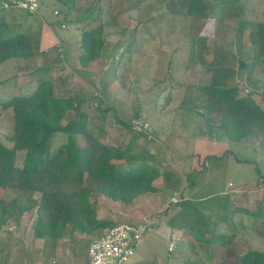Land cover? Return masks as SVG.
Wrapping results in <instances>:
<instances>
[{
    "label": "rangeland",
    "instance_id": "374dc122",
    "mask_svg": "<svg viewBox=\"0 0 264 264\" xmlns=\"http://www.w3.org/2000/svg\"><path fill=\"white\" fill-rule=\"evenodd\" d=\"M41 6L36 15L9 10L0 11V18L21 22L32 33L37 32L41 17L47 15L55 21V30L63 38V45H53L57 48L56 57L61 60L59 67L55 65L59 68L53 77L56 87L66 86L86 98L85 109L94 121L97 137L116 148L132 142L133 152H144L154 158L150 164L174 173L181 180L178 186L174 178L169 187L160 192H147L130 204L111 200L103 194L94 198L98 218L154 222L127 264H148L153 258L158 264H167V254L172 262L190 259L200 264H222L232 260L225 255L227 246L195 241L179 228L172 231L169 221L172 217H177L173 219L175 222L181 220L180 207L175 204L184 198L193 200L191 205L204 212L215 211L220 216L218 219H226L225 215L231 211L223 202L229 199L227 196L234 194L237 204L249 208L260 198L264 199V138L248 136L239 142L218 138L217 124L221 117L217 108L190 106L206 102L198 86L211 82L212 70L228 68L231 70L228 73L234 76L238 58L250 59L255 55L250 30L256 22L264 21V0L218 3L213 12L219 21L217 24L212 16H190L188 0H74L73 10L57 7L55 0H45ZM90 13L92 16L85 23H77L79 17ZM160 14L163 15L159 17ZM152 17L156 19L145 23ZM141 21L144 24H139ZM100 24L104 41L102 54L86 63L82 59L85 51L80 47L83 32ZM133 38V48L124 53ZM35 60L39 65L43 62L41 55ZM208 64L213 69H208ZM17 65L16 61L0 65V100H8L11 93L30 94L37 87L25 79L27 72L21 73ZM254 75L264 78V64L256 67ZM244 78L239 76L236 80L239 95L251 92L264 110L262 93L248 87ZM92 96L102 97L115 111H94L97 103L96 99L91 101ZM114 112L123 120L148 123V132L134 137V133L116 120ZM73 116L69 110L64 122ZM12 131V109H4L0 103V137L6 144L10 145L7 137ZM65 141L66 134H55L52 151ZM78 141L81 146L89 144L83 135H78ZM120 163L123 160L117 157L111 159L113 165ZM163 180L160 177L154 184L163 186ZM20 194L0 187V198L10 200ZM35 195L39 197V193ZM234 218L239 231L237 237L241 239L236 252L242 254L249 244L264 250V238L255 237L250 231L251 216L236 213ZM36 219L34 209L11 217L0 228V264H85L88 261L87 250L94 235L67 229L56 242L38 238L34 236ZM260 228L264 232V225ZM172 238L176 241L171 247Z\"/></svg>",
    "mask_w": 264,
    "mask_h": 264
},
{
    "label": "trees",
    "instance_id": "16d2710c",
    "mask_svg": "<svg viewBox=\"0 0 264 264\" xmlns=\"http://www.w3.org/2000/svg\"><path fill=\"white\" fill-rule=\"evenodd\" d=\"M237 1L188 0L187 13L196 17L212 16L217 24L219 21L213 12L218 3ZM55 4L61 9L74 8V0H55ZM9 10L22 9L0 7L2 12ZM23 12L36 15L25 10ZM91 16L92 13L86 14L76 21L85 23ZM155 19L152 17L145 23ZM139 24H144V21ZM249 24L247 22V26ZM251 28L250 38L255 44V55L250 59L238 58L239 64L234 67V76L228 73L231 71L228 68H217L216 72L212 70L211 82L198 86V90L203 91L206 102L202 105H190L191 108L205 109H211L214 105L221 117L217 124L220 132L218 138L226 137L233 142H239L248 136L262 140L264 138V110L254 100L251 92L244 96L239 95L240 87L237 83L239 76H245L248 87L257 89L264 97V78L259 79L254 75L256 67L264 64V21L256 22ZM103 44L102 24L83 32L80 46L85 51L82 55L83 61L88 63L101 56ZM134 44L135 38L128 43L124 53L127 54ZM202 46L205 47V43ZM40 48L39 32L32 33L24 29L23 24L15 22L14 19L0 18V65L16 61L19 63L18 70L21 73L24 70L27 72L25 79L37 86L30 94L11 93L8 100H0L4 109H12L13 118V131L7 137L10 145L0 137V187L22 192L10 200L0 198V228L5 227L11 217L35 209V237L56 242L68 229L72 233L81 231L96 238L104 233V229L120 223L98 218L95 200L98 194L130 204L147 192L169 187L176 175L150 164L154 158L147 157L144 152H133L132 142L125 147L116 148L97 137L92 125L94 121L90 120L89 111L85 109L86 98L66 86L55 85L54 72L59 70L58 65L61 62L56 57L57 48ZM38 55L43 60L40 65L35 60ZM222 58L221 54L218 58L220 64ZM207 66L208 69H213V65ZM232 78L234 81L231 82ZM92 98L91 101L96 99L97 103L94 111H115L114 106L102 101V97ZM69 110L73 111L74 116L64 122ZM114 115L128 131L134 133V137L143 133L132 127V121L123 120L116 112ZM135 116L139 117L138 114ZM57 133L66 134V141L53 152V137ZM78 135L85 136L89 144L81 146ZM135 141L136 139L133 143ZM115 157L123 160V163L111 164V159ZM160 177L164 178L163 186H156L154 182ZM175 182L179 186L181 180L176 178ZM36 193H39V197ZM91 198L95 201L92 202ZM227 198L229 199L223 202L231 207V211L225 215L226 219H218L219 214L215 211L207 213L199 207H193V200L177 201L175 205L180 207L178 214L181 220L175 222L173 219L177 217H172L169 226L173 230L181 229L184 235H192L195 241L227 246L225 255L232 260H226L222 264H264V250L254 248L251 244L242 254L236 252L241 239L237 237L239 231L234 218L236 213L248 214L252 218L250 231L255 237L264 238V232L260 231V226L264 225V199L260 198L254 207L249 208L237 204L234 194ZM150 225H153V221ZM166 261L167 264H200L190 259L172 262L168 254ZM148 264L158 263L153 258Z\"/></svg>",
    "mask_w": 264,
    "mask_h": 264
},
{
    "label": "built area",
    "instance_id": "2783aa9c",
    "mask_svg": "<svg viewBox=\"0 0 264 264\" xmlns=\"http://www.w3.org/2000/svg\"><path fill=\"white\" fill-rule=\"evenodd\" d=\"M44 0H0L2 9L17 8L28 13H39ZM65 27V25H62ZM146 122H132L135 130L147 131ZM150 137V134L149 136ZM150 220L120 222L107 228L104 233L93 238L88 246L87 264H127L149 229ZM173 245V244H172Z\"/></svg>",
    "mask_w": 264,
    "mask_h": 264
},
{
    "label": "crops",
    "instance_id": "0c3cea01",
    "mask_svg": "<svg viewBox=\"0 0 264 264\" xmlns=\"http://www.w3.org/2000/svg\"><path fill=\"white\" fill-rule=\"evenodd\" d=\"M41 19H42V21L39 24V28L37 30V32H39V36H40V47H41L40 49L41 50H47L48 48L53 47V45L56 46L59 42H63V38L60 37L59 36L60 34L57 33L55 30V27H57V24L55 23V21H53L51 19L49 20L47 18V15L44 16L43 18L41 17ZM37 32H35V33H37ZM170 229L173 231V229L171 227H170ZM172 239H174V238H172Z\"/></svg>",
    "mask_w": 264,
    "mask_h": 264
},
{
    "label": "clouds",
    "instance_id": "9594fccd",
    "mask_svg": "<svg viewBox=\"0 0 264 264\" xmlns=\"http://www.w3.org/2000/svg\"><path fill=\"white\" fill-rule=\"evenodd\" d=\"M45 1V0H44ZM43 1V2H44ZM42 7V6H41ZM61 27H63V26H61ZM64 28V27H63ZM58 46H60V45H63V42H59L58 44H57ZM174 241H176V239H173L172 241H171V247L173 246L172 244L174 243Z\"/></svg>",
    "mask_w": 264,
    "mask_h": 264
}]
</instances>
